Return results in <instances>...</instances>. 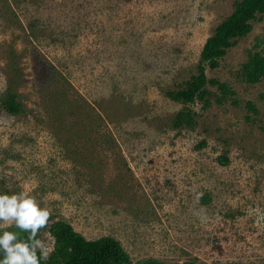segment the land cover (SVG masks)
<instances>
[{
    "label": "rangeland",
    "instance_id": "rangeland-1",
    "mask_svg": "<svg viewBox=\"0 0 264 264\" xmlns=\"http://www.w3.org/2000/svg\"><path fill=\"white\" fill-rule=\"evenodd\" d=\"M235 1L0 0V192L47 208L49 255L61 220L119 239L134 262L264 264V80L241 77L264 53V17L207 69L235 96H167ZM11 91L21 115L3 107ZM186 107L195 123L176 128Z\"/></svg>",
    "mask_w": 264,
    "mask_h": 264
},
{
    "label": "trees",
    "instance_id": "trees-1",
    "mask_svg": "<svg viewBox=\"0 0 264 264\" xmlns=\"http://www.w3.org/2000/svg\"><path fill=\"white\" fill-rule=\"evenodd\" d=\"M264 17V0H237L233 12L216 27L204 44L201 60L197 73L193 75L184 87L178 90H168L167 96L171 100L185 104L203 103L204 107L212 104L213 92L209 85L216 87L221 96L219 103L228 97L236 95L226 82L216 78H209L207 69L217 70L228 51L236 47L240 40L249 36L254 30V23ZM241 77L248 84H258L264 80V53L262 51L249 52L248 60L243 64ZM5 110L13 116L24 113V104L15 92H9L3 101ZM249 109L258 114L259 110L252 102L248 103ZM195 114L191 108L178 112L174 118V126H193ZM222 165L229 163V158L222 155L219 158ZM5 230L20 233L23 238L27 233L14 227H5ZM55 240L54 249L46 261L41 264H167L158 259L140 260L134 262L122 242L110 235L89 240L66 221H56L49 227ZM37 238L40 239L38 232ZM190 264V263H184Z\"/></svg>",
    "mask_w": 264,
    "mask_h": 264
},
{
    "label": "clouds",
    "instance_id": "clouds-1",
    "mask_svg": "<svg viewBox=\"0 0 264 264\" xmlns=\"http://www.w3.org/2000/svg\"><path fill=\"white\" fill-rule=\"evenodd\" d=\"M49 211L26 191L0 192V264H41L49 255L48 245L37 238L48 222ZM15 225L20 233L5 230Z\"/></svg>",
    "mask_w": 264,
    "mask_h": 264
}]
</instances>
